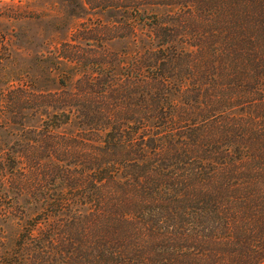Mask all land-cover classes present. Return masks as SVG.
I'll list each match as a JSON object with an SVG mask.
<instances>
[{"label":"trees","instance_id":"trees-1","mask_svg":"<svg viewBox=\"0 0 264 264\" xmlns=\"http://www.w3.org/2000/svg\"><path fill=\"white\" fill-rule=\"evenodd\" d=\"M93 3L8 91L0 264H264V0Z\"/></svg>","mask_w":264,"mask_h":264},{"label":"rangeland","instance_id":"rangeland-1","mask_svg":"<svg viewBox=\"0 0 264 264\" xmlns=\"http://www.w3.org/2000/svg\"><path fill=\"white\" fill-rule=\"evenodd\" d=\"M89 1L93 3V0H0V122L6 113L10 116L9 112L12 121L17 120V109L9 105L14 101L12 97L15 93L9 94L8 91L18 88L19 76L24 78L27 73L38 79L34 83L36 88H52L44 81V75L39 73L37 60L42 61L49 51L57 53L60 45L71 36L74 35L78 42H85L84 38L92 34L94 39L90 42L94 51H99L98 46L103 51L111 50L106 29L98 30V33L104 34L99 42L95 41V31L84 34V29L95 27L99 22L108 28L115 18L114 11L104 7L94 8L87 5ZM40 69L43 70V64ZM12 76L15 81L10 80ZM27 86L31 89L33 84L28 83ZM23 122L28 125L27 119ZM11 125L16 136L7 137V145L10 146L17 139V125ZM0 134L2 138L5 136L2 132Z\"/></svg>","mask_w":264,"mask_h":264}]
</instances>
